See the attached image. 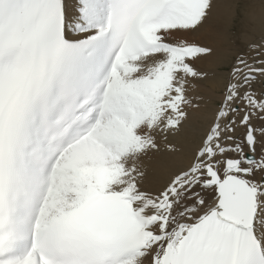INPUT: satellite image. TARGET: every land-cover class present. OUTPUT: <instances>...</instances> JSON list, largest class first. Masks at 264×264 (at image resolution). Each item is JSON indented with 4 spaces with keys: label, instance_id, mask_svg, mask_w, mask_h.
<instances>
[{
    "label": "snow or ice",
    "instance_id": "obj_1",
    "mask_svg": "<svg viewBox=\"0 0 264 264\" xmlns=\"http://www.w3.org/2000/svg\"><path fill=\"white\" fill-rule=\"evenodd\" d=\"M211 6L78 0L69 17L66 0H0V264H264V154L249 155L264 59L240 61L190 166L142 187L141 157L185 118L211 52L167 41Z\"/></svg>",
    "mask_w": 264,
    "mask_h": 264
},
{
    "label": "bare ground",
    "instance_id": "obj_2",
    "mask_svg": "<svg viewBox=\"0 0 264 264\" xmlns=\"http://www.w3.org/2000/svg\"><path fill=\"white\" fill-rule=\"evenodd\" d=\"M66 4L68 15L72 17L78 8V0H66ZM237 28L242 32L238 33ZM181 39L189 44L209 48L211 52L193 62V67L203 76L188 78L186 95L191 99V104L184 106L185 118L176 129L157 135L158 149L150 150L141 157L139 166L143 172L142 187L152 192L164 188L176 174L187 169L193 162L197 149L221 107L228 85L234 82L232 74L239 67L233 66L236 58L245 55L247 48L251 52L254 47H264V0H212L206 19L197 28L174 31L167 42L176 43ZM226 66H232V70H224ZM258 83L256 80L253 83L255 89H252L260 95L264 93V87L257 89ZM252 122L257 127L264 125V121L255 117ZM243 129L238 127L235 135L243 131L245 133ZM243 137L244 134L240 140ZM244 151L248 152L246 146ZM262 154L264 141L257 144L253 156L259 159ZM228 155L231 157L233 154ZM262 177L264 173L257 172L256 179ZM202 195L211 200L214 192L204 190Z\"/></svg>",
    "mask_w": 264,
    "mask_h": 264
},
{
    "label": "rangeland",
    "instance_id": "obj_3",
    "mask_svg": "<svg viewBox=\"0 0 264 264\" xmlns=\"http://www.w3.org/2000/svg\"><path fill=\"white\" fill-rule=\"evenodd\" d=\"M238 29V33H241L242 32V30H239V28H237ZM259 47V48H258ZM263 48V49H262ZM257 49V50H256ZM249 51V49L247 48L246 49V53H245V55L243 56V55H241V56H239L238 58H236V61H235V65H233V66H236V67H238V62H240L241 60H245L246 62L248 61V63L250 64V63H252V62H254V61H256V60H262V59H264V47H262V46H257V47H254V48H252L251 49V52H248ZM255 52H254V51ZM260 50V51H259ZM257 51V52H256ZM260 52V53H259ZM262 52H263V54H262ZM250 53V55H248ZM251 53H253V54H251ZM259 53V54H258ZM258 54V55H257ZM247 55V56H246ZM243 56V57H242ZM251 57H252V59H251ZM240 58V59H239ZM254 59V60H253ZM237 64V65H236ZM239 67H242L241 65H239ZM228 68V69H227ZM224 70H232V66H231V68H230V66H226L225 68H224ZM256 80H258L259 81V83H258V85H257V89H260V88H262V87H264V76H258L257 77V79ZM255 80V81H256ZM252 87L255 89V87H254V85H252ZM256 91V90H255ZM257 92V91H256ZM257 95L259 96V94L257 93ZM255 125V124H254ZM256 126V125H255ZM244 130V129H243ZM242 131V130H241ZM240 133V132H239ZM242 134H244V131L242 132V133H240V134H238L239 136H241L242 137ZM238 135H236L238 138H240L241 139V137H239Z\"/></svg>",
    "mask_w": 264,
    "mask_h": 264
}]
</instances>
